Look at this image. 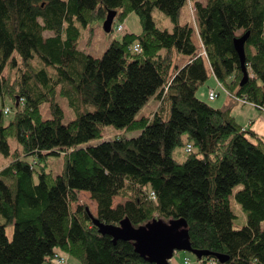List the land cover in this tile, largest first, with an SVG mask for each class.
<instances>
[{
	"label": "trees",
	"instance_id": "16d2710c",
	"mask_svg": "<svg viewBox=\"0 0 264 264\" xmlns=\"http://www.w3.org/2000/svg\"><path fill=\"white\" fill-rule=\"evenodd\" d=\"M185 5L191 22L181 21ZM155 9L171 31L157 26ZM108 11L113 22L135 13L141 32L123 34L100 57L77 49L80 27L102 23ZM247 32L240 85L233 40ZM207 66L229 93L264 111V0H0V152L11 154L0 169V264H53L55 254L80 264H152L132 241L113 242L93 224L123 218L134 227L183 218L192 249L208 252L194 256L197 264H264V139L229 108L197 98ZM57 94L76 113L66 124ZM153 95L155 110L136 118ZM5 97L14 110L6 124ZM44 101L50 118L41 116ZM109 124L139 133L78 147ZM9 138L21 151L10 153ZM187 145L178 162L172 150ZM59 152L62 170L53 175L41 161ZM231 194L247 217L239 229Z\"/></svg>",
	"mask_w": 264,
	"mask_h": 264
},
{
	"label": "rangeland",
	"instance_id": "374dc122",
	"mask_svg": "<svg viewBox=\"0 0 264 264\" xmlns=\"http://www.w3.org/2000/svg\"><path fill=\"white\" fill-rule=\"evenodd\" d=\"M153 16L155 21L157 22V26L161 29H167L168 31H171L172 24L167 16H165L163 13H161L158 10H154ZM191 14L188 5H185L181 11V21L182 22H191ZM121 22V23H119ZM117 24L122 25L123 30L118 31L117 30ZM142 28L139 23V19L135 13H130L123 21H117L115 20L112 23V31L109 33L104 32L102 28V23L100 22H94L91 26L88 27H80V34L76 42V47L79 50H82L94 57H100L102 53L107 49V47L110 45V43L114 40H120L122 35L125 33H135L139 34L141 32ZM196 37V36H195ZM195 41L197 42L198 39L195 38ZM185 60V58H184ZM207 72H208V78L204 85L200 86L196 92V96L199 99L207 101L211 106L218 105L220 102V99L226 95L224 92V87L219 86L217 79L213 75L211 69L209 66H207ZM209 88L217 89L219 92V97L217 96L213 100H209L207 98V93ZM225 91H227L225 89ZM230 98V97H229ZM55 100L57 103L61 106L63 109V118L62 123L66 124L70 120L76 117V113L69 107L67 100L65 97L61 95H56ZM2 102V98L0 97V104ZM3 104L5 107L9 108L8 113L4 115V121L5 124L8 123L14 116V110L12 102L9 98L5 97L3 99ZM158 104V99L156 98V95H153L148 98V100L145 102V104L137 111L135 114L136 118L141 117H148L150 114L155 110L156 106ZM250 104H240L236 103L233 105L234 108H243V109H249ZM252 106V105H251ZM40 113L42 118H50L52 117V114L50 112L49 107V101H44L39 105ZM139 131L137 130H127L124 127H117L114 125H105L102 137L90 139L87 142L78 144V147H83L86 145H95L101 141L114 139L118 136H124V137H134L138 135ZM182 139H186V134L184 133L182 136ZM9 144V151L10 153H13L16 150L21 151V146L17 142L15 138H9L8 139ZM187 152L185 151L184 146H176L172 150V157L176 159L178 162L184 161L186 158ZM27 161L33 163L34 159L36 158L34 155H27L24 157ZM11 159V154H3L0 152V169L4 167ZM42 164L45 163V170L50 171L53 175H57L62 170L63 165V155L61 152L58 154H51L45 157L42 161ZM35 168L37 170L40 169L39 165H35ZM34 176V182H37V175L36 172L33 173ZM237 188H235L236 190ZM234 190V191H235ZM233 191V192H234ZM82 194L79 195V199L81 202H84L87 204L90 212L94 215L95 214V207L93 201L90 199V196L85 193V191L81 192ZM229 204L231 207V210L233 211L235 217L233 219V228L239 229L243 225L246 224L247 217L245 212L242 210L240 205L235 201L233 194L229 196ZM0 222H3V219L0 217ZM5 232L10 240L12 238L13 233V223H8L5 226ZM65 259L64 264H80L78 260L74 259L73 257L62 254L60 255ZM188 257L189 258V264H197L196 259L192 253L186 252V251H175L173 256L170 259L171 264H182L183 258ZM46 264V263H45Z\"/></svg>",
	"mask_w": 264,
	"mask_h": 264
},
{
	"label": "water",
	"instance_id": "95a60500",
	"mask_svg": "<svg viewBox=\"0 0 264 264\" xmlns=\"http://www.w3.org/2000/svg\"><path fill=\"white\" fill-rule=\"evenodd\" d=\"M115 16L114 11H108L106 18L102 22L104 32L111 31L112 22ZM248 32L233 40L234 49L240 59L243 76L240 80L242 85L247 78V71L244 66V42ZM93 224L102 235H108L113 242L117 240L132 241L134 250L145 260L152 264H169L175 251H186L192 253L197 258L207 255L204 250L192 249L187 230V223L183 218L153 219L145 225L134 227L127 218H123L118 225L104 224L97 219H93ZM223 262L226 257L221 254L214 255Z\"/></svg>",
	"mask_w": 264,
	"mask_h": 264
},
{
	"label": "crops",
	"instance_id": "0c3cea01",
	"mask_svg": "<svg viewBox=\"0 0 264 264\" xmlns=\"http://www.w3.org/2000/svg\"><path fill=\"white\" fill-rule=\"evenodd\" d=\"M219 95V94H218ZM225 95V94H224ZM219 97V96H218ZM235 102L227 95L220 99L217 108H229L234 119L245 129H251L264 139V111L249 105L250 108H234ZM215 107V106H214Z\"/></svg>",
	"mask_w": 264,
	"mask_h": 264
},
{
	"label": "built area",
	"instance_id": "2783aa9c",
	"mask_svg": "<svg viewBox=\"0 0 264 264\" xmlns=\"http://www.w3.org/2000/svg\"><path fill=\"white\" fill-rule=\"evenodd\" d=\"M117 30H118V31H122V30H123L122 25H120V24L117 25ZM133 49H134L135 51H139V50H140V46H139V44H138V43H135L134 46H133ZM199 54H200L201 56L207 58V56H206V52H205V50H204V48H203L202 45H201V50H200ZM218 84H219V86H221V83L218 82ZM224 92H225L228 96H230L232 99H234L236 102H238V103H240V104H246V103H247L244 97H240V96H236V95H234V94H231V93H229L228 91H225V89H224ZM216 97H217V89L209 88L208 93H207V98H208L209 100H213V99H215ZM7 110H8V109L5 108L3 111H4V112H7ZM185 150H186V151H190V145H187ZM51 262H52L53 264H64L65 259H64L62 256H60V254H55L54 257L52 258ZM183 264H189V260H188L187 258H185Z\"/></svg>",
	"mask_w": 264,
	"mask_h": 264
},
{
	"label": "clouds",
	"instance_id": "9594fccd",
	"mask_svg": "<svg viewBox=\"0 0 264 264\" xmlns=\"http://www.w3.org/2000/svg\"><path fill=\"white\" fill-rule=\"evenodd\" d=\"M218 94H219V92H218V90H217V96H218ZM225 95H227V94H225ZM228 96V95H227ZM236 103H238V102H236ZM246 104H248V103H246Z\"/></svg>",
	"mask_w": 264,
	"mask_h": 264
},
{
	"label": "bare ground",
	"instance_id": "6f19581e",
	"mask_svg": "<svg viewBox=\"0 0 264 264\" xmlns=\"http://www.w3.org/2000/svg\"><path fill=\"white\" fill-rule=\"evenodd\" d=\"M113 23V22H112ZM117 25H119V24H117ZM111 28H112V26H111Z\"/></svg>",
	"mask_w": 264,
	"mask_h": 264
}]
</instances>
